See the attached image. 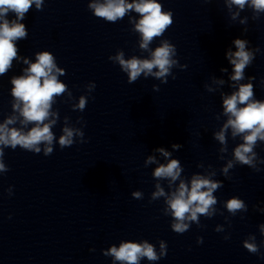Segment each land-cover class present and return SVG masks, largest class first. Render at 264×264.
<instances>
[{
    "label": "clouds",
    "instance_id": "9594fccd",
    "mask_svg": "<svg viewBox=\"0 0 264 264\" xmlns=\"http://www.w3.org/2000/svg\"><path fill=\"white\" fill-rule=\"evenodd\" d=\"M43 2L44 0H0V75L10 69L13 59L17 57V47L14 41L27 38L26 26L19 21L26 18V14L33 4L37 10H42ZM227 3L230 9L233 5L240 10H243L246 5L250 6L256 14L255 18H259V14L264 12V0H227ZM88 7L93 10L96 17L104 18L108 22H116L130 10L140 14V19L135 24V30L141 34L139 46L144 50L149 48L153 38L162 36L165 30L173 24L172 12H163L162 5L157 0H133L132 3H127L126 0H104L103 3H90ZM10 12L15 16L12 20L8 19ZM238 15L239 12L235 13L232 18L235 19ZM245 22L241 21V23ZM247 43L243 39H234L233 44L236 51L229 50L226 53V58L233 66V75L230 77L232 81L243 80L245 68L254 59L253 53L246 50ZM174 55H176V48L168 40H163L161 45L151 52L150 59H138L133 56L126 60L123 52H119L110 59L117 61L121 69L128 74L129 84L135 82L141 74L145 77L154 76L166 83V77L171 74L170 69L177 63L172 59ZM24 63L29 64V67L24 69L25 74L14 76L11 79V95L15 98L12 108L14 111H18L20 117L23 118L20 120L21 125L26 127L31 122L34 126L26 132L23 127L10 128L9 125L15 124L18 119L15 115L0 124V172L9 170L2 159L5 147L15 150L19 146L23 150L39 154L41 152L39 145L43 144L45 156L51 155L54 150L55 137L51 128L56 120H50L49 117L56 114L51 113L50 108L54 102L53 98L67 90V85L58 80V75H63L64 71L57 68L54 56L47 51L38 53L36 62L29 63L25 59ZM154 69L156 71H153ZM221 71H227V69H221ZM219 83L222 84L223 81ZM86 104V97L81 96L79 104L74 106V110L83 111ZM223 109L228 120L223 128L215 134V139L219 140L221 144H225V132L229 127L232 129L233 137L244 134V142L235 148V159L242 165L254 167L253 161L256 159V153L253 149L258 140L264 141V101L254 98L252 83L240 84L238 91L223 97ZM81 119L78 118V122ZM77 136L81 138V143L85 142L83 131L64 127L63 134L58 141L59 146L61 148L72 146L75 143L74 138ZM172 147L178 149L181 145L173 144ZM156 151L165 157L171 155L162 147L157 148ZM154 160L155 158L150 156L146 163H152ZM231 167L233 164L230 161L224 171L227 172V169ZM181 171L180 161L172 159L167 164L157 167L153 175L156 178H170V181L174 182L179 178ZM219 186V182L199 175L193 176L190 187L181 181L176 191L172 192L166 200L168 206L166 211L171 212L175 221L171 224V229L175 233L183 234L189 228V224L185 221H197L198 213L210 215L209 209L217 202L212 193ZM156 188L157 191L152 194L153 199L165 195L159 184L156 185ZM133 195L139 198L141 193L134 192ZM226 207L235 214L236 210L245 209V204L242 200L233 198L227 202ZM261 232L264 233V225H261ZM197 242L202 243V238H197ZM244 247L250 253H259V248L254 242L245 241ZM160 248L161 252L158 256L154 246L147 242H123L118 248L111 247L104 255H111L116 261L127 262V264H138V261L143 257L149 261H156L164 257L166 245L163 241L160 242Z\"/></svg>",
    "mask_w": 264,
    "mask_h": 264
}]
</instances>
